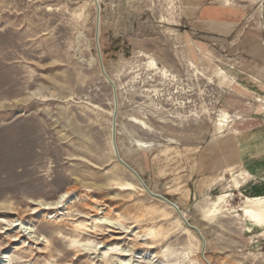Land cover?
<instances>
[{"label": "rangeland", "instance_id": "obj_1", "mask_svg": "<svg viewBox=\"0 0 264 264\" xmlns=\"http://www.w3.org/2000/svg\"><path fill=\"white\" fill-rule=\"evenodd\" d=\"M254 197L264 0H0V264L100 263L97 211L129 264H264Z\"/></svg>", "mask_w": 264, "mask_h": 264}, {"label": "bare ground", "instance_id": "obj_2", "mask_svg": "<svg viewBox=\"0 0 264 264\" xmlns=\"http://www.w3.org/2000/svg\"><path fill=\"white\" fill-rule=\"evenodd\" d=\"M247 1L252 3V4L259 2V0H247ZM150 65L153 66L154 62H151ZM220 124H221V121L218 123L217 126H220ZM65 195H63V196H65ZM34 206L35 207L29 209L28 211L26 210V211L22 212L21 217H19L20 214L17 215L18 217H17L16 221L22 220L21 218L26 217V216L36 215L40 211H51L49 209H52V208H48V207H43L41 204H35ZM97 207H98V205H96L92 202V206L90 207V211L91 212L97 211ZM9 209L10 208H8V210ZM11 210L13 211L12 208H11ZM243 214L249 219V221L253 222L255 225H262L264 223V197L245 198L243 201ZM50 215H52V214H50ZM95 215H96V217L95 216L90 217L91 223L89 225H87L85 223H79V224H77L75 229L79 233H82V234L87 233V234H92V235H96V236H101V238H104L105 244L106 243H112L111 244L112 246L108 245L109 247H107V250H104V252L102 253V257H101L102 260L98 264H112L114 262V257H116V256H117V258L118 257L124 258L123 261L118 259V262L120 261V264H129L128 262H130L131 260H125V259L128 257L130 258V256L132 255L131 251H133L134 248H136L139 245H140V247L142 245L144 247L151 248V245H149V243L146 242V240H141L140 236L134 234L132 236V238H129V240L127 239L129 241V244H131L128 251L126 250V248L129 246L128 244L122 250L121 249L122 247H120L119 244L124 245V242H125L124 240L129 236V234H131V232H128V230H126L127 228H125L124 225L119 224L117 221L112 220V219L106 217L105 215L102 217H97V215H99L98 211L95 212ZM92 217H95V218H92ZM113 224L118 225V226L120 225L121 227H123V230H119L120 227L118 228V230L116 229L114 231L108 229V228H112L111 226ZM19 225H21V224H19ZM13 227H17L16 223H15V225H13ZM104 231H107L108 233L111 234V235H109L108 240L105 239L106 235H108V234L104 233ZM21 234H22V231H20L19 234H17L15 238L20 239ZM21 237H24V235H22ZM11 242L12 241H10L9 243H11ZM77 243H78V241L74 240V244H77ZM76 248H78V246ZM79 253H80V250L77 249L75 251V256H77V254H79ZM45 257L47 258V261H48L47 263L51 264V261H50L51 255L46 254ZM78 257H80V255Z\"/></svg>", "mask_w": 264, "mask_h": 264}, {"label": "water", "instance_id": "obj_3", "mask_svg": "<svg viewBox=\"0 0 264 264\" xmlns=\"http://www.w3.org/2000/svg\"><path fill=\"white\" fill-rule=\"evenodd\" d=\"M98 7V6H97ZM98 31H99V16H97V23H96V46H97V49H98V42H97V37H98ZM98 58H99V63H100V68L103 72V74L105 75L104 71H103V67H102V62H101V58H100V54H99V51H98ZM113 145H114V150H115V156H116V159L117 161L122 164L124 167H126L142 184V181L141 179L139 178V176L136 174V172H134L130 167H128L125 163L122 162V160L119 158L118 156V152H117V149H116V146H115V142H114V134H113ZM143 185V184H142ZM144 187V185H143ZM165 202H167L170 206H172L173 208H175L177 210V207L175 205H173L172 203L164 200ZM180 214V213H179ZM180 218L185 221L184 217L180 214ZM186 222V221H185Z\"/></svg>", "mask_w": 264, "mask_h": 264}]
</instances>
